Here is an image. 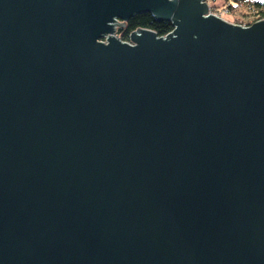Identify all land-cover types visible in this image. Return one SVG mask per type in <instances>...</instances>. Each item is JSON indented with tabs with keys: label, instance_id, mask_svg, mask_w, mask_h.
Returning <instances> with one entry per match:
<instances>
[{
	"label": "water",
	"instance_id": "water-1",
	"mask_svg": "<svg viewBox=\"0 0 264 264\" xmlns=\"http://www.w3.org/2000/svg\"><path fill=\"white\" fill-rule=\"evenodd\" d=\"M204 1L0 0V264H264V20Z\"/></svg>",
	"mask_w": 264,
	"mask_h": 264
},
{
	"label": "trees",
	"instance_id": "trees-1",
	"mask_svg": "<svg viewBox=\"0 0 264 264\" xmlns=\"http://www.w3.org/2000/svg\"><path fill=\"white\" fill-rule=\"evenodd\" d=\"M228 5L229 11L231 9L243 6L249 8L257 16L259 21L264 20V0H223ZM136 29H148L153 31L157 36H165L173 30V26L169 21L159 22L155 17L149 13H137L118 31L120 37L128 38L127 36Z\"/></svg>",
	"mask_w": 264,
	"mask_h": 264
},
{
	"label": "rangeland",
	"instance_id": "rangeland-1",
	"mask_svg": "<svg viewBox=\"0 0 264 264\" xmlns=\"http://www.w3.org/2000/svg\"><path fill=\"white\" fill-rule=\"evenodd\" d=\"M208 4V13L214 15L217 18H221L228 24H232L238 27H251L255 23H259L257 16L249 8L237 7L229 11L228 5L223 0H205Z\"/></svg>",
	"mask_w": 264,
	"mask_h": 264
},
{
	"label": "built area",
	"instance_id": "built-area-1",
	"mask_svg": "<svg viewBox=\"0 0 264 264\" xmlns=\"http://www.w3.org/2000/svg\"><path fill=\"white\" fill-rule=\"evenodd\" d=\"M114 21H116V23L115 22L114 23H110L111 26H113L114 24H116V25L113 26V29L115 28L114 33H112V34H104V36L101 37L100 40H98V42L101 43V44H103V45L104 44H108V40H107V39H109L108 37H112L114 39L116 38L122 44H125V45L127 44V45L133 47L135 44L132 42L130 35L132 33H136L137 29L135 31H132L131 33H129V35L127 36L128 38H126V40H125L124 38L120 37L119 34H118V31L122 27L121 26H117V25H120V24L124 25L125 23H123L121 20H119L117 18H115ZM173 31H174V28L168 34L172 33ZM168 34L165 35V36H159V37H161L163 39H166V37L168 36Z\"/></svg>",
	"mask_w": 264,
	"mask_h": 264
}]
</instances>
